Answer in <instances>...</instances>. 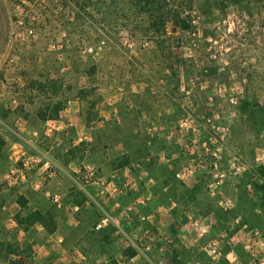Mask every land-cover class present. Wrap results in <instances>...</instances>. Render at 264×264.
<instances>
[{"label": "rangeland", "instance_id": "rangeland-1", "mask_svg": "<svg viewBox=\"0 0 264 264\" xmlns=\"http://www.w3.org/2000/svg\"><path fill=\"white\" fill-rule=\"evenodd\" d=\"M86 202L140 224L123 264H163L164 225L174 264H264V0H0V264L14 218Z\"/></svg>", "mask_w": 264, "mask_h": 264}, {"label": "crops", "instance_id": "crops-1", "mask_svg": "<svg viewBox=\"0 0 264 264\" xmlns=\"http://www.w3.org/2000/svg\"><path fill=\"white\" fill-rule=\"evenodd\" d=\"M72 180L75 181V179ZM28 182L27 194L23 195L30 199L28 204L32 203L31 199L49 198L54 195L52 175L40 176L35 172L29 176ZM76 188V190L72 191H61L60 194L63 197L76 198L77 192L80 191L81 193L82 191V195L85 193L91 196L90 192L80 187V185L76 186ZM108 190L109 188H104L100 191V194H105ZM109 194H106L104 198L108 197L107 200L111 202L110 191ZM87 204L88 202L85 205L83 204L76 213L70 210L65 215L62 213L64 219L58 221L55 225H52L51 221L46 220L47 210L41 208L39 210H42V216L34 219V221L32 220L28 225L21 224L14 218L13 229H15L16 244H18L20 249L28 252V258L23 256L25 251H21L17 258H26L27 261L23 260L24 264H123L128 257L125 250L127 246L131 245L132 237L130 235L140 230L141 226L138 227L140 224H136L135 221L134 224L131 223L129 221L130 216H125L122 209L111 208L115 214L120 215L119 217L122 220L119 222L120 229L115 223H109L102 229H95V225L99 222L104 212L114 213H112L109 206H107L108 209L106 211L101 205L95 209L90 208ZM4 210H6V207H1L0 205V213H5ZM159 211H162V214L165 215L163 220L169 217V211L165 208H160ZM18 212L20 214L23 213L21 208L18 209ZM168 226L164 225L160 228L161 230L159 229L162 236V242H160L162 257H160V260H162L163 264H174L176 258L166 252L167 239L165 238L169 231ZM120 232L121 234H119ZM177 237L178 243L183 242L184 244L190 234L186 231H179ZM134 256V259L137 258L136 264L146 263V259L139 254ZM177 258L180 259V256Z\"/></svg>", "mask_w": 264, "mask_h": 264}, {"label": "built area", "instance_id": "built-area-1", "mask_svg": "<svg viewBox=\"0 0 264 264\" xmlns=\"http://www.w3.org/2000/svg\"><path fill=\"white\" fill-rule=\"evenodd\" d=\"M132 208H129V211H131ZM112 221L114 222L116 225H118V229H120L119 224L116 223L115 219L109 215L102 217L99 222L96 225L97 229H102L104 228L106 225L109 224V222ZM199 228V227H197ZM200 229V228H199ZM202 230V229H201ZM252 238L254 240V243L256 242L255 239L257 240V238L260 236V232L258 230H252ZM258 244L261 243L260 240L257 242ZM207 253L213 258L216 259L217 257L220 258L222 256V251H221V246H220V241L218 239L212 240L208 243L206 249ZM134 260V259H132ZM255 264H263L260 261L257 262L255 261Z\"/></svg>", "mask_w": 264, "mask_h": 264}]
</instances>
